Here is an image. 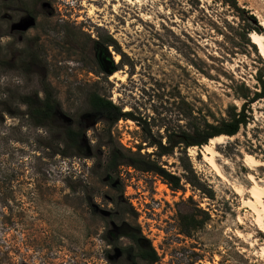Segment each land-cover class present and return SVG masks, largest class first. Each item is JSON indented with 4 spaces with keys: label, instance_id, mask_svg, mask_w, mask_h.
Returning <instances> with one entry per match:
<instances>
[{
    "label": "rangeland",
    "instance_id": "obj_1",
    "mask_svg": "<svg viewBox=\"0 0 264 264\" xmlns=\"http://www.w3.org/2000/svg\"><path fill=\"white\" fill-rule=\"evenodd\" d=\"M236 5L243 11L220 0H0V264H127L117 248L130 240L105 239L121 219L149 240L153 264H264L257 256L264 233L242 202L252 199L251 177L264 181V98L249 103L245 125L205 154L211 162L201 147L185 148L191 174L179 162L181 147L151 155L180 179V189L153 173L119 167L122 200L134 213L111 218L115 190L101 170L106 147L96 150L103 124L82 112L86 91L109 98L129 115L110 127L112 138L131 151L140 145L143 153L154 149L142 141L143 121L163 142L164 129L186 128L190 114L215 122L229 105L238 109L243 86L256 89L255 76L264 72L244 32L249 23L264 34V0ZM105 35L119 52L94 42ZM27 53L38 61L29 66L33 72L24 71ZM41 78L62 122L78 117L85 128L77 156L52 154L43 128L2 110V102L23 110L17 95L40 94ZM247 154L259 164L247 165ZM184 214L201 221L187 235L179 221Z\"/></svg>",
    "mask_w": 264,
    "mask_h": 264
},
{
    "label": "trees",
    "instance_id": "obj_2",
    "mask_svg": "<svg viewBox=\"0 0 264 264\" xmlns=\"http://www.w3.org/2000/svg\"><path fill=\"white\" fill-rule=\"evenodd\" d=\"M222 3L228 5L236 12L243 11L236 5V0H220ZM241 18V15L238 14ZM244 32L250 33L252 31L258 32L257 26H252L249 23H244ZM100 46H111L115 51L118 48L114 40L109 35L100 36L95 41ZM27 66L24 71L33 72L34 69L29 67L35 65L38 61L33 53L25 55ZM256 89L250 90L243 86L244 91L239 94L242 99L240 107L236 109L233 105H229L225 110V117H220L215 122H209L205 118H198L195 115H189L187 127L184 129H176L167 131L164 129V141L161 142V137H156L150 133L145 121L141 125V130L144 132L145 137L143 142L146 146L153 147L151 152L140 153V145L136 146L135 151L121 147L111 136L110 127L120 118L128 117V113L121 111V108L114 104L109 98L97 93L94 90L85 92L84 105L82 112L90 114L95 121H100L103 124L102 141L97 144L96 150L99 152L101 146L106 147L105 160L101 165V170L106 177V184L113 185L115 194L111 197L110 202L114 204V208L108 212L107 218L116 216L120 212L134 213L132 208L122 200L121 185L117 182L116 170L121 166H128L141 172H149L159 176L171 190L181 188L180 179L169 173L161 164L151 155L161 157L162 155L171 154L172 150L177 147L180 148L182 156H179V162L182 169L187 173H192L190 168L185 148L187 147H201L208 143V140L217 135H234L240 125H245L248 115L246 114V106L260 98H264V72L258 73L255 76ZM40 94L38 92L23 93L17 95L18 104L23 106L20 111L17 107H10L2 102V110L10 116L17 115L21 112L29 123L35 127L43 128L47 132V137L44 140V147L51 149L52 154H57L63 157L77 156L81 148V139L85 133V128L78 117L69 119L67 122H62L59 117V103L54 97L51 87L41 78ZM97 160H100V154L94 155ZM100 168V164L96 166ZM183 179L190 184V178L183 175ZM198 189L205 190L203 187L197 185ZM211 196L210 193H207ZM122 203L127 205V208L121 207ZM205 215H207L205 213ZM208 216V215H207ZM180 226L182 233L189 234L191 229H194L201 222L194 218L192 214L179 216ZM119 237H125L130 240L125 248H117L118 257L125 253L128 257L127 264H153L157 260L156 253L151 247L150 242L140 233L139 226L132 222L121 219L112 228L107 230L105 239L110 244H114L115 240Z\"/></svg>",
    "mask_w": 264,
    "mask_h": 264
},
{
    "label": "bare ground",
    "instance_id": "obj_3",
    "mask_svg": "<svg viewBox=\"0 0 264 264\" xmlns=\"http://www.w3.org/2000/svg\"><path fill=\"white\" fill-rule=\"evenodd\" d=\"M249 37L251 38V42L254 43L256 45V47L258 48L259 54L264 59V49H263L264 34H260L259 32L252 31L249 33ZM118 57L119 56L116 53L113 56L115 61H117ZM117 76H118V74L115 73L111 77L116 78ZM118 77H120V76H118ZM223 138H230V136H225L222 134L214 136L208 140L207 144H204L201 146V151H202V154L204 157L203 159H206L209 162H211L210 157H206L205 154H207V153L213 154L214 151L212 150V147H214L215 144L219 143L221 141V139H223ZM193 148H195V147H189V150L191 151V150H193ZM244 158L245 159H243V160L249 166H257L259 164L258 160L254 159L253 156H251L249 154H247ZM254 179L255 178L251 177L253 185L251 186V188L249 187L250 191H248V192H250L252 199L249 201L246 200L245 202L244 201H242V202H243V204L246 203L245 205L250 206V209L254 214L253 219H252L254 226H256L260 231H262L264 233V200H263V198H264V185L260 184V182H264V181H262V180L256 181ZM236 191H239V189L236 188ZM238 222H241L240 218L238 219ZM250 245H251V243H250ZM258 249L259 250L257 251V253H258L257 256L264 258V241L260 244V247Z\"/></svg>",
    "mask_w": 264,
    "mask_h": 264
},
{
    "label": "built area",
    "instance_id": "obj_4",
    "mask_svg": "<svg viewBox=\"0 0 264 264\" xmlns=\"http://www.w3.org/2000/svg\"><path fill=\"white\" fill-rule=\"evenodd\" d=\"M130 203L134 205L133 201H131V199H129Z\"/></svg>",
    "mask_w": 264,
    "mask_h": 264
}]
</instances>
